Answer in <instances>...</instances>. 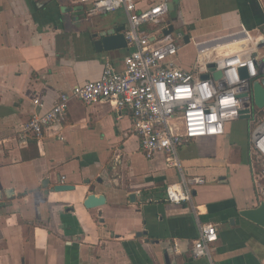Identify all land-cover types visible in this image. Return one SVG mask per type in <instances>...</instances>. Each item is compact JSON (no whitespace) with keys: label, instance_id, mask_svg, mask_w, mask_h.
I'll return each instance as SVG.
<instances>
[{"label":"crops","instance_id":"0c3cea01","mask_svg":"<svg viewBox=\"0 0 264 264\" xmlns=\"http://www.w3.org/2000/svg\"><path fill=\"white\" fill-rule=\"evenodd\" d=\"M135 2L141 12L173 0ZM174 3L164 24L189 40L178 52L183 69L198 48L232 53L247 46L238 43L243 30L264 35V0ZM90 7L0 0V264H264V230L239 216L264 201L253 190L239 122L224 137L179 147L178 167L161 153L145 158L130 111L105 101L72 99L57 131L18 137L61 94L99 79L105 62L120 70L132 50L95 48L103 32L123 34L128 19L124 10L88 15ZM191 177L204 180L191 202H167L166 187ZM58 185L73 189L54 192ZM89 195L104 204L85 208ZM203 224L215 227L217 242L208 257L192 259Z\"/></svg>","mask_w":264,"mask_h":264},{"label":"built area","instance_id":"2783aa9c","mask_svg":"<svg viewBox=\"0 0 264 264\" xmlns=\"http://www.w3.org/2000/svg\"><path fill=\"white\" fill-rule=\"evenodd\" d=\"M91 7L88 15L124 10L128 25L123 32L130 53L117 70L105 62L99 79L76 86L70 95L61 94L54 106L24 124L20 139L39 140L61 128L67 104L78 100L85 105L108 102L116 111L129 110L132 131L147 159L161 153L171 167H178L179 147L198 140L224 137L230 126L245 122L249 128L247 159L255 194L264 198V106L254 105L251 88L264 78V35L243 30L247 46L232 53L198 48L190 69L178 66L183 34L164 35L168 8L165 2L137 12L135 0H78ZM146 26H158L155 31ZM252 40H251V38ZM244 69L246 78H241ZM220 73L218 79L214 73ZM205 76V79L202 77ZM34 105L42 107L35 100ZM246 111L248 120H240ZM204 184L200 177L182 178L166 187V201L191 202L192 190ZM217 242L215 227L203 224L192 244V259L209 256L210 245Z\"/></svg>","mask_w":264,"mask_h":264},{"label":"water","instance_id":"95a60500","mask_svg":"<svg viewBox=\"0 0 264 264\" xmlns=\"http://www.w3.org/2000/svg\"><path fill=\"white\" fill-rule=\"evenodd\" d=\"M175 0H173L174 3ZM169 4L167 6L168 10L171 12L175 9V3ZM173 32L172 26H168V29L163 32L164 35H167L169 33ZM103 35H100V40H97L94 42V46L98 51H112L115 49H119L122 46L125 47L127 44L124 40L123 34L118 33V30L115 31V33H109V32H103ZM185 43H188V38L185 37L184 39ZM240 76L241 78H246V73L244 69L240 70ZM220 77V73H214L213 78L218 79ZM202 79H205V76L202 77ZM251 96L252 100L255 106L258 108H261L264 106V78L261 80L260 83L253 84L251 88ZM247 112L243 111L240 115V120H248L249 116L246 115ZM72 186H66V185H58L54 187V192H63V191H70L72 190ZM130 199L132 200L133 197L131 196ZM105 202V198L103 196H95V195H89L86 200L84 201V207L87 209L96 208L101 205H103ZM239 216L261 228L264 230V201L260 202L257 207L249 210H243L239 212Z\"/></svg>","mask_w":264,"mask_h":264},{"label":"rangeland","instance_id":"374dc122","mask_svg":"<svg viewBox=\"0 0 264 264\" xmlns=\"http://www.w3.org/2000/svg\"><path fill=\"white\" fill-rule=\"evenodd\" d=\"M237 124L238 125L240 124V126L242 127V129L240 131H243V134L245 135L244 144L247 147V145H248V140L247 139H248V134H249V128H248V126H247V124L245 122H239ZM233 126L235 127L236 125H233Z\"/></svg>","mask_w":264,"mask_h":264},{"label":"bare ground","instance_id":"6f19581e","mask_svg":"<svg viewBox=\"0 0 264 264\" xmlns=\"http://www.w3.org/2000/svg\"><path fill=\"white\" fill-rule=\"evenodd\" d=\"M251 38V37H250ZM244 38H242V40H239L238 41V43H242V42H248V41H246V40H243ZM251 40H252V38H251ZM253 41V40H252Z\"/></svg>","mask_w":264,"mask_h":264}]
</instances>
